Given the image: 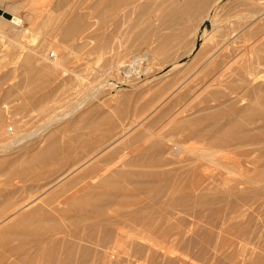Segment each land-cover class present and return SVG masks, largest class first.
<instances>
[{
	"label": "bare ground",
	"instance_id": "6f19581e",
	"mask_svg": "<svg viewBox=\"0 0 264 264\" xmlns=\"http://www.w3.org/2000/svg\"><path fill=\"white\" fill-rule=\"evenodd\" d=\"M104 1L105 0H99V3L101 5H103L104 3L107 4L108 1H106V2H104ZM231 1L233 2L235 0H231ZM240 1L243 2V0H240ZM244 1L247 2V4L249 3L250 6L248 5L249 8L247 9V7H246V9L247 10L250 9V10L247 13L245 12L244 14L240 13L242 15H239L237 17L238 18L237 21L235 23L231 24L232 26L229 27V26H226L227 24L225 25V23H223V19L222 18L225 17V16L221 13L222 12L221 9L222 8L224 9V6H225V4H224L225 0H114L112 2L110 0L109 2H111V3H108L107 5L105 4V6H104L105 8L102 6L104 9L101 8L103 10L99 11V14L96 12L98 14L97 16L99 17V22L97 23V26L98 27H102V26L106 25L110 21L112 22V25H114V26H118L119 24L121 25V23H123L124 21L126 22L127 19L129 21V17L131 16V14L135 13L137 16H136V18L133 17L135 19L133 20V22L129 23L130 24L129 25L130 28L128 27V29H130V31H131V35L133 36V38L131 37L132 38L131 42H130V40H129V42L130 43L134 42V44L136 43L135 45H133V43H132L131 47L139 46V47H142V48L143 47L148 48L152 52V55H150V58L152 59V61L154 63L155 62L154 60L156 59V57H158L160 60L161 59L168 60L167 58L172 57L173 54L175 55V50L176 49L174 48V46L175 47L180 46L178 44L184 42V44L186 46L185 45H181V46L182 47L184 46L186 48L185 49L181 48V49H183V52L185 51L186 54H190V53L194 54V58L192 60L191 59L190 60L193 61L191 63V64H193V66L195 64H197V67H196L197 74L199 73L200 75L201 74L204 75L207 72L208 73L211 72L213 70L212 67L214 65H216L217 66L216 68H218V67H222L224 65V63H225V66L227 64V66L224 68L225 69V73H224L225 75L222 73L224 75V77H225V78H222V79H225V82L223 83L224 80L223 81L220 80L222 83L219 81L225 87L222 86L219 83V85H221L220 87H222L224 89H228V90L230 89V91H234L235 94H237L238 92H242V97L246 96L248 98L247 101H249V102L255 101L256 102V99L258 98L257 94H258L259 90L264 91V79L262 81H258V82L256 81L257 78H259L260 76L264 75V64H263L264 61L262 62V60H261L264 57V55L259 54V51H263L264 52V37L263 38L260 37V35L262 33H264V0H244ZM71 2L69 1L70 4H71ZM239 2H238V4H239ZM242 2H240L241 3L240 5L242 7L244 6L243 8L245 10L246 3L244 2L245 3V5H244V3H242ZM77 4L79 5V3H77ZM230 6H232V5L230 4ZM20 7H21L20 3L19 4H15V3L14 4H12V3L11 4H6V3H4V0H0V9H2L3 12L9 13L11 15L10 17H6L4 14H0V26L3 29H5L6 26H9L11 28V30L13 31V34L16 35V37H18V38L20 36H25V35H22V34L25 32V29L28 28V27H26L24 25V20L25 19H27V20H31L32 19L31 15H29V14H27L25 16V18H24L19 13ZM70 7H71V5H69V8ZM74 8H77V5L74 6ZM231 8L233 9V6ZM243 8H242V10H243ZM72 10H74V9L71 8V10L69 11L70 15L69 14L68 15L70 17L67 16L69 19L68 20L66 19L67 20L66 24H62L63 26H61V28H59V30L62 31V35L64 36V38H67L69 40V42L71 40L72 44L74 43L75 46L73 45L74 47L73 46L72 47L75 48L76 46L81 47L80 46V45H82L81 44V40L84 41V40H86V38L92 37V35L94 37L93 32H95V34H97L96 30L98 29L100 31L101 28H98V27L95 28V25H96L95 21L88 20V22H83V21L86 20V19H83L85 17L82 16L84 14V12L82 14V12H80V11L79 12L75 11L76 9L74 11H72ZM151 10L153 12L157 11V13H155L156 19H155V16L152 17L153 15L151 14V12H152ZM229 10H231V9H229ZM239 10H241V9H239ZM148 11H150V12H148ZM223 12H225L226 14H229V11H228V13L226 11H223ZM220 13L223 15L222 17L220 16L221 15ZM46 18L43 20L44 23L45 22H49V20L52 17L50 19H46ZM234 18H236V17L234 16ZM130 19H132V18H130ZM157 19L160 20V22H161L160 25L163 26L162 27L163 33H161V34L158 33L159 31H161V30H159L160 27H158V24L160 23L159 20L157 21L159 23H156L157 26L153 23V20L156 21ZM206 20H210V23H211V28H210V31L208 33H206V31H207V29L209 27H207V26L204 27L203 26ZM50 21H52V20H50ZM230 23H232V22H230ZM164 27H165L166 32L163 29ZM30 28H32V27H30ZM36 28L37 29H34L35 30L34 31L35 35L38 34V33H41V30L43 28H45V27L42 28V27L39 26V27H36ZM92 29H94V30L92 31ZM128 29H126V30H128ZM53 30H54V28H53ZM126 30H125V32H126ZM90 31H92V33ZM116 31H118V30L116 29ZM130 31H129V33H130ZM132 32L134 33V35H133ZM0 33L2 34L1 31H0ZM156 34H157V36H155ZM154 36L156 37V38H154L155 39V44L152 43V41H154V40H152ZM129 38H130V36H129ZM251 40H255V41L257 40V42H253L252 41L253 43H251V42H249ZM99 41H101V40H99ZM101 42H103L102 44H104V45H101V46L99 45V46H100V48L102 49V51L104 53L105 50H107L108 44L104 40L101 41ZM172 42L174 43V45L172 44ZM247 42H249L252 45H254L253 46L254 51L258 52V53H256L257 55H255V57L259 56L260 58L259 57L258 58L260 60L258 58L253 57V55H252L253 53L250 54V56H249L250 59L242 58V60H240L241 59L240 57L242 55L240 53V50L245 48V47H247V45H249V44H247ZM22 43L17 38L16 39L13 38L11 40V42L9 43V45L12 47V50L15 51V49H17L18 45L24 46ZM122 43H123V41H122ZM72 44H70V45H72ZM105 44H107V45H105ZM111 45L109 47H111ZM142 45H144V46H142ZM41 46H42V49H43V47H45V46H43V43L40 45V48H41ZM99 46H97V47H99ZM70 47L71 46L67 47V44H65L64 48H63L65 50L62 49V51L64 52V53L63 52L62 53H63V55H65L66 58H64V56L61 53L60 56L57 55V57L55 59L51 60V59H49V57L46 56V54H41V51L39 49H37V48H34V47L30 48V53H28V54L24 53L23 59L20 60V58H19L20 61L17 62V63L20 66L18 65L17 68L21 67L22 68L21 70H23V68H24L25 72L30 70V72L33 71V73L36 72V74L32 73V75H30V72L28 71L29 75H26V76L23 75L24 77L21 78L22 80H20L18 82H14V83L8 84L5 87V89L3 87V95H2L3 97L2 98H4V100H2L0 102V134H1V129H3V126L6 124L5 123L6 122L5 121V117L6 116L4 115V111L2 110V108H5L8 105V101L6 99H8L9 97H12L14 94H17V93H18V95H22L23 93L20 94V92H24L23 91L24 89L22 90V88H24V87L26 88L27 86H30L29 87L30 89L27 87L28 88L27 91L28 90L29 91L28 92L26 91V94H29V95H31L32 93L34 94L33 91H35L37 89L39 90V88H42V85L50 83V82H46V81H48L50 79L49 77H51V79H53L52 77H56V75L58 76L59 74L62 75V77H64V75H67L66 72L68 71V68L66 66V62L68 61V59H70V58H68V57H70L69 56L70 52H73V51H71ZM78 47H76V48H78ZM139 47H137V48H139ZM177 48L179 49V47H177ZM79 49H81V48H79ZM173 49H174V52H173ZM55 50L56 51H60L59 49H55ZM130 50H131V48H130ZM44 51H46V49ZM115 53H117V52H115ZM148 53H150V52H148ZM238 53L241 54L240 57H239V55L237 56ZM105 54H106V52H105ZM124 54H126V53H124ZM243 54H244V52H243ZM39 55H42L44 57V59L42 61L40 60ZM146 55H147V53H146ZM146 55L145 54H140L139 52H137V53L135 52V55L132 56V60L131 61H128V60L125 61L124 58H123L122 61H121V59L120 60L118 59L119 61H117V62L114 60V63H113L112 66H110L112 64L110 62L111 64L109 65L110 67L108 68L109 71L108 70L107 71L109 72L110 76H111L112 73H114L117 78L113 79V76H112V81L106 82V83H108L107 84L108 86L105 85V84L96 86L97 88L93 92H89L90 96L88 98L92 99L94 96L98 97L99 94H101L103 92L105 93V90L108 89V91L106 92V94H108L107 100L115 99L116 101L118 100V102H121L122 101V96L124 95L123 97H125L126 94L122 92L123 89H120V87L118 85L121 84V86H124L125 84H128V83L131 84V82L134 80V77H135V76L133 77V75H132L133 67H135V66L138 67L136 69V70H138L137 73L139 71H144V73L146 71L149 72V70L151 69V65H150L151 64L150 63L151 60H149V57H147ZM235 56L240 58L239 59L240 63L238 62L239 64L237 63V64L233 65L232 63H235V61L230 62V60L235 59L234 58ZM106 57H107V55H106ZM111 57H112V53H111ZM71 58H73V57H71ZM238 58H237V60H238ZM254 58L257 59V61H255ZM45 59L46 60H50L49 62H51V63L46 62ZM70 61H71V59H70ZM259 62L260 63L262 62V64H261L262 66L260 65ZM181 63H183V62H181ZM181 63L176 62V61L173 60V62H171V67H170L171 69H169V70L170 71L171 70L172 71H174V70L177 71V69H178V71H179ZM191 68L192 67L189 68V71L191 70ZM216 68H214V70ZM18 70H20V69H18ZM134 72H136V71H134ZM183 73H185V72H183ZM186 73H187V71H186ZM138 74L135 73L134 75H138ZM185 74H184V76H185ZM189 74H191V73H189ZM189 74L187 73V75H189ZM173 75L174 76L172 78L169 77V80L167 79L166 81H164V84H162L163 86H166L165 87L166 89L168 87H171V89H172V87H174V89H175V85L174 84H177V85L179 84L180 85V83H181L180 81H183V80H181L183 78L182 77L183 74L182 75L176 74V76L178 75L179 78L178 77L176 78L175 74H173ZM75 76L76 75H71L70 78H69V76H68V78H66V76H65L64 78L58 79L59 81L58 80L55 81L56 80L55 78L53 80L55 81L57 86L65 88L66 89L65 91H68V88H70L69 90H71L72 88L78 89L79 87H82V84L84 85V83H83L84 81L81 82L82 78L81 77H80L81 79L78 78V75H77V78H75ZM201 76H198V78L201 77ZM58 77H56V78H58ZM189 77H191V76L189 75ZM189 77H188V79H189ZM203 77L204 76H202L201 79ZM6 78H8V77H5V76L2 77L3 80H6ZM47 78H48V80H46ZM186 79L187 78L185 77V80ZM188 79H187V81H183L184 84L182 83L180 86H182V85L184 86L185 82L187 84L188 81H189ZM190 79H192V78H190ZM193 79H194V77H193ZM53 80H50V81L52 82ZM147 80L149 81L151 79L149 78V79H144V80H141V81H138V82H133L132 83V87L135 90L134 92L135 93H136V91L141 92L140 91L141 89L138 90L140 88L139 85L144 83V82L145 83L148 82ZM178 80H180V81H178ZM192 80H190V84H193V83H191ZM194 80H195V84H199L202 81V80H198L197 79L200 82L196 83V79H194ZM87 81H89V80H87ZM153 81L155 82L154 79H153ZM0 82H2V80ZM175 82H177V83H175ZM3 83H4V81L2 82V84ZM158 84H159V82H158ZM190 84H187V85L191 87L192 85H190ZM177 85H176V87H177ZM187 85H185V86H187ZM85 86H83L82 88H86L87 89L88 86L87 87H85ZM146 86H148V85L146 84L143 87H146ZM180 86H178V89L176 88L177 91L174 90L176 93L180 92L183 89V86L181 88H180ZM193 86L195 87L196 85H193ZM75 87H78V88H75ZM190 87H186V89H184V91L187 90V89L189 91H191L189 89ZM89 88L90 87H88V89ZM126 88H124V89H126ZM165 88H164V90H165V93H166V89ZM179 88L181 90H179ZM191 88L193 89V87H191ZM86 89L85 90L82 89L81 92L84 93V91H86ZM90 89H92V88H90ZM148 89L151 90V88H148ZM171 89L169 88V90H171ZM1 90L2 89H1V86H0V91ZM129 90H130V88H129ZM153 90H155V89H153ZM219 90L220 89H217L218 92H219ZM172 91H173V89H172ZM172 91H170V92H172ZM184 91L182 90V92H184ZM212 91L214 92V89ZM220 91L223 92L222 90H220ZM126 92H128V91H126ZM131 92H132V90H131ZM131 92L129 93L130 95L132 94ZM159 92H161V91H159ZM170 92L167 93V96L170 95ZM215 92H216V90H215ZM215 92H214L215 95H213V94L209 95L211 98L209 96H207L210 99H207V97L206 98L203 97L205 99V101L209 100V101L206 102V104L204 103L206 112L203 111L202 114L194 116V114H193L194 112L191 113V111L188 109L190 111L191 115L184 116V114H183L182 118H180L182 115H179V117H177L178 119L176 118V116H178V115L175 116V119H173V121L175 122L174 124H176V125H174V126H177V128L176 127L175 128L179 129L178 131H182V132H179L178 134L179 135L180 134L181 135H187L189 138L190 137L192 138L194 136H196V137H205L206 138L208 136V138H210V140L214 141L215 144H217V145L219 144V146L223 145L221 148L225 147V145H226L227 147L229 146L228 148H230L231 151L236 150V152H238V151L240 153L242 152L243 155L244 154H248L247 156H249V153L252 154V155L255 154V153H258V154L262 155L260 152H256V151L257 150H260L261 152L264 151V105H260V107L258 106L257 108H255L256 105H257L255 102H252V103H254L253 105H251V103H250L249 106H248V103H249L248 102L245 105L246 106L245 108L248 111L247 114H246V112H243L246 109L242 110L239 113L238 112V111H240L239 105H237L236 102L238 100H240L242 97L238 98L236 96L237 98H235L234 95H233L234 92L232 93L233 97H227V96L230 95L231 92H227V93L223 92V96L224 95L226 96L224 98V101H225V103H224V102H222L223 100L220 99V97H222V95L216 96L217 94ZM36 93H38V92H36ZM173 93H171V95ZM205 93L207 95V93L209 94V91L208 92L205 91ZM161 94L164 97L166 96V94L164 95L163 92ZM177 94H175V95L173 94L174 96H172V97L170 96V98H172V99H169L167 96H166V98L162 97V98H164V100L166 99L167 102L164 101V100H161L162 98L160 99L161 101L158 100V104L156 106L155 105L153 106L154 107L153 111H155L156 114L154 116H151L152 118H149V115L153 111H151V112H149L147 114L144 113L145 115H141L140 119L138 118L139 120L136 123H137L138 126L141 125L142 128L141 127L139 129L137 128V131H133V130H136L135 129L136 128V124H134L133 122L131 124V121H130L129 124L132 125V126L128 125V127H127L126 126L127 124L123 126V124L121 123L122 126L119 128L118 125H117V122H115L113 120V116L110 117L108 115L109 112H108V114L106 112H105L106 114H102V113L98 114L96 119L93 118L94 120L90 121V116L89 117H88V115L85 116L87 113L86 112L83 113L84 109H82V111H80L82 113H79L80 115L78 117L75 116L76 118H74L73 120L70 121V123L72 124L70 126H72V127L77 126V124H79L78 122H80V121L84 122V118L86 117V118H88L87 120H89L90 126L95 125V127H98L99 125H101V126L103 125L104 126V124H107V128L108 129L107 128L106 129L109 132L111 131V129L114 130V129L118 128L117 132H116V130H114V131H115V134L117 133L119 135L117 137L114 136L115 138L112 136L113 138L111 140L109 139V141L108 140L104 141V142L102 141V143H100L101 141H99L98 138H96V140L99 141V142L98 141L97 142L94 141L97 145H95V146L93 145V147H92L93 149H91V150L88 147L89 151L83 152L78 157L76 156L78 152L76 153L75 156L73 155L74 157H72V155H71L72 150L68 149V144L65 143V144H67L65 146V144L59 143L60 142L59 138H58V140H56L57 138L56 137H52V134L50 135L51 136L50 138L47 135L48 139L46 138V136H44V135L48 134V132H50V129L52 128L50 124L47 125V127L45 126L46 128L44 127L42 132H39V134L36 133V136L39 135V136H42V137L44 136L45 137V138L41 137L42 139H44L41 145H43L45 143V141L47 142V140H48V142L45 143V145H43V146H41L39 144L38 145L36 144V143H41V141L38 140L39 141L38 142L37 139H35L36 137H34V134H29L30 132L29 133L28 132L27 133L17 132L16 134L12 135V137L9 140H6L7 138L4 139V141L2 140L3 142L0 143V155L2 156V157H0V168L2 167L3 163L5 162V159L8 158V153L12 152L11 150H14V149L18 148L17 152H19V151L22 152L23 151V153H19L18 154V155H20V158H13L12 161H10L9 163H7V164H5L6 162L4 163L5 165H8L7 166L8 168L3 166L4 169L5 168L7 169L6 172H11V174L12 173L16 174V176L19 177V179H18V177H17V179L20 182L23 181V180H26L28 176H30V177L32 176L31 178H29L30 180L31 179L32 180L36 179L34 181H37V180L41 181V179H42V182H40V181L38 182L37 181L35 183H31L32 185H30V188H29V186L26 185L27 188H28L27 190H29L30 192L28 191L27 192L28 194L25 195V196H21L20 197L21 193L18 196H15L16 195L15 193H17V191L13 190L12 188H11L12 190L6 191V193H5L6 196L3 194L4 195L3 206L0 207L1 208L0 209V246L1 247L3 246L2 247L3 249L6 247L5 249H7L9 251L13 250L14 252L15 251L17 252V249L19 251H21L20 249L23 250V249H26V248L29 249V250H30V248H33V249L35 248L34 251L36 249L38 251L41 250L40 253H42V252L44 253L46 251V253H45L46 255L42 256V258H45V256H46L45 262L43 264H73L72 263V261L74 260L72 258L73 257V252L76 253L78 251L79 253H81V255L79 254L78 259L74 263L75 264H88V260L91 259L89 257V256H91L90 253L92 251H94L93 249H95L97 247L92 246V245L88 246V245H86V242L92 243L93 245H96V246H98V245L100 246L101 245V247L102 246L104 247L106 244L108 245V242L115 241L117 235H119V234H117V230L115 228V227L118 226V225L117 226L115 225L118 222L117 221L114 222L113 219H111V217H110L111 214L109 215V213H107V211H109L110 208H106V207H110V204L113 205V203H114V205H115V204H118V203H115V202H119L122 199H123V201H126V199H128V200L130 199V201H131V200H133L135 198L138 199V197H141V199L145 198V200L148 199V201L153 202V203L149 202L150 205L152 204V206H153V205L158 204V207L162 206L160 204H162L163 202H167V201H168V203L170 201V203H173V205H174L175 201L176 202L178 201L177 203H180L179 201L183 200L184 198L191 200L192 197L190 195H188L189 197H187L185 194H184V196L182 195L181 197L180 196L179 197L174 196V192L177 190L176 188H177L178 183L174 182L175 183L174 184L173 182H170V181H172V180H170L171 179L170 178L171 175L170 176L167 175L169 177L166 176L167 177V181H165V183L167 184L168 182H170V184H172V185L168 186V184H167L166 187H165V185L161 184L162 185L161 187H156L155 186L156 188L154 187V185L150 186V185H152V181H151V184H150V182L148 180L150 178L152 179L153 177L158 178L157 176L160 177V175H162V177L163 176L165 177V175L169 174L170 172L171 173H173V172L176 173L175 175L172 174V176L178 177V175H177L178 173L175 172L176 169L175 170L174 169L173 170H165V169H163V170L160 171V170H156V169H154V170H152V169L151 170H143V169H141V167H138L140 169L136 170V169H131V166L134 167L135 165H137V166H142V167L146 166V167H151V168L152 167H158L159 168L160 166L164 167V165L168 166L171 163H175L177 160L181 159L182 158L181 157L182 156L181 155L182 150L184 149V151H185V150H187L186 148H188L187 151H189V154H191V155H194V156L198 155L200 158L202 157V159H204V157L212 159L213 156L211 157V155H215V153H217V152H219L221 150L225 149V152L229 151V150H226V147L224 149H219L218 147H217L218 149H214V147L212 148V145H210L211 149L210 148L209 149L200 148L199 149L200 151L199 150L196 151L197 150L196 149L195 150L196 153H195V152H193L194 149H191V147H187V146L185 147V146L180 145V144H179V146H175L173 148V147H171V145L170 146L168 145L169 143L166 144L167 143L166 139L169 136H167V138L165 136L164 137L161 136V138H158L160 136V135H158V137L156 139L154 138L155 140L152 139L151 143H149V144L147 143L146 147H143V146L140 145L141 147H139V149L140 148L141 149L136 151V152L139 151L137 156H131L130 155V157H129V156H126V154L124 152L125 149L131 148L134 144L138 143V141L143 140V138L149 132L153 131L152 129L149 130V128H151L150 126L154 125L155 123H158L161 120L162 117H165V115L167 113L169 114V112H171V109L173 110L175 108V103L178 100V98L179 99L183 98L182 95H181L182 93H180L178 95ZM186 94L187 93L185 92V95ZM188 94H189V92H188ZM135 95H137V94H135ZM145 95H147V94H145ZM156 95L158 96V94H156ZM185 95L183 94L184 99L186 98ZM211 95L213 97H215V98L219 97V99L216 98V100L214 101L215 103H216L217 100H218V102L222 100L221 101L222 104L220 103V105H218V103H216L218 106L215 105L214 102H213V104H214V106L212 105L213 108L216 106L214 110H213L212 106H210L208 104V102H210L211 99L212 100L214 99V98H212ZM43 96H44V94H43ZM97 97H95V98L97 99ZM101 97L102 96L99 95L98 99L100 100ZM244 97H243V99H244ZM104 98L101 99V101H103ZM155 98H156V96H155ZM26 99H27L26 97H25V99L23 98V100H26ZM90 99L89 100L87 99V100L90 101ZM128 99H131L130 96H129ZM157 99H159V98H157ZM85 100L86 99H83L80 103H78L77 105H74V109H71V110H74V112L71 111V112H73L72 115L75 112H78L83 106H85L84 105L85 103L83 104V102ZM107 100H105V101H107ZM22 101H21V103L23 104ZM33 101H35V99H33ZM105 101H104V104L107 105L108 103L106 104ZM112 101H114V100H112ZM178 101L180 102L181 100H178ZM26 102H28V101H26ZM163 102H165V103H163ZM1 103H3L4 105L1 106ZM156 103H157V101H156ZM263 103H264V100H263ZM32 104H33V102H32ZM38 104H40V103H38ZM173 104H174V106H173ZM177 104H178V102H177ZM99 105L100 104H98V106ZM101 105H103V104H101ZM116 105H118V104H116ZM116 105H113V106L115 107ZM134 105H132V106L134 107ZM194 105H196V104H194ZM222 105H224V106H222ZM235 105H237L238 108ZM93 106L94 105H92V107ZM98 106L95 109L93 107V109L96 110L98 108ZM119 106H120V104H119ZM208 106H210L212 108V110H208V109H211V108H208ZM133 107L130 108V110H129L130 112L134 110ZM192 107H191V109H192ZM100 108H102V107H99V110H100ZM115 108H117V107H115ZM201 108L203 109L204 107H199V108H197L196 111H198ZM206 108H208V109H206ZM144 109H146V108H144ZM94 110L93 111L91 110V111L94 112ZM1 111H3V112H1ZM135 111L136 110H134L133 112H135ZM194 111H195V109H194ZM199 111L201 112V110H199ZM127 112H128V110H127ZM133 112H132V115H133ZM229 112H231V113H229ZM233 112H237V113H239V115H242L243 117L240 116L241 118H239V119H242V118L243 119L241 121H239V119H237L238 118V115H236L237 113L235 115H233ZM190 113L187 112V114H190ZM223 113H225L226 116L228 115L229 118H228L227 121L225 120L226 121L225 123L223 122L222 124H220L219 123V119H220V122H221V118H222L221 116H223ZM242 113H244L246 115L244 116V114H242ZM76 114H78V113H76ZM89 114H90V112H89ZM134 115H135V113H134ZM231 115L237 116V117L236 118H232L233 116H231ZM69 116H71V115H69ZM55 117L56 116H54L52 120L56 121V122H58L59 120L63 119V116L60 117L61 119L60 118H55ZM135 118L137 119L136 116H135ZM69 120H70V118H69ZM87 120H85V122H88ZM121 120H122V118H121ZM146 120H148V121L146 122ZM208 120L212 121V123H210V122H208V123L214 124L213 127L210 124H209V128L211 127L210 129L208 128V126L206 127L205 125L203 127L204 128L206 127L208 129H206V128L203 129V127L201 128L199 126V124H198L199 122L203 124V121H208ZM144 122H146V123H144ZM52 124H54V123L52 122ZM104 127H106V126H104ZM12 128L13 127H11L10 129L12 130ZM103 129H105V128H103ZM176 129H175V131H176ZM76 130H78V129H76ZM52 131H53V129H52ZM183 131H186V132H183ZM53 132H55V131H53ZM176 133H177V131H176ZM53 134H55V133H53ZM107 134L109 135V133H107ZM111 134H113V133H111ZM178 134H176V135H178ZM108 135H107V138H110V137H108ZM170 136L172 137L173 134L170 135ZM182 138H185V137L183 136ZM212 141H209V142L211 143ZM94 142H92V143H94ZM181 142H182V140H181ZM214 142H212V143L214 144ZM32 143H35L39 148H37L36 152L32 151L34 153L29 155V157H28V156L25 155V152L27 154L28 151H30L29 149L31 147H30V145L28 146V144L33 145ZM79 143H81L80 145H82V142L79 141ZM143 145H145V144H143ZM248 146H251V147H248ZM169 147H171V148H169ZM71 148H72V146H71ZM73 149H74V147H73ZM81 149H80V151H82ZM145 149H148L147 150L148 152H146ZM167 149H168V151H167ZM17 152H15V153H17ZM251 152H253V153H251ZM15 153H13V154H15ZM165 153L167 155H165ZM228 154L230 155V151L227 154H225V156L228 155ZM231 154H233V153L231 152ZM258 154H256V155H258ZM23 155H25L27 158L23 157V159H21ZM184 155H186V154L184 153ZM187 155H188V153H187ZM245 156L246 155H244V158H245ZM253 156H251V157H253ZM256 157L258 158V156H256ZM230 158H232V157H230ZM183 160H184V158H183ZM190 161H192V160H190ZM190 161H188V162H190ZM137 162H139V163H137ZM245 162H247V161H245ZM250 162H252V161H250ZM112 163L114 164V166H112L113 165ZM120 164H121V166L123 165V166H127L128 168L129 167L130 168L128 170L127 169L124 170L123 168H120L118 166ZM196 165H197V163L190 164L189 165L190 168H189V170L187 169V171H190V170L194 171L195 169H192V168H197L198 165L197 166ZM206 165H208V164H206ZM251 165H252V163H251ZM254 165H255V163H254ZM116 166H118L120 169L118 167H116ZM201 168H199V170ZM249 168H251V167H249ZM253 168L255 169V167H253ZM258 168H260V167H258ZM102 169H105V170L102 171ZM185 169H186V167H185ZM258 170H260V169H258ZM59 171H61V172H59ZM178 171H180V170L178 169ZM202 172H203V170H202ZM29 173H31V175H29ZM190 173H192V172L190 171ZM33 175H34V178H33ZM199 175H200V173H199ZM202 175L203 174H201V176ZM208 176H209V174H208ZM25 177H26V179H25ZM164 177H163V179L166 180ZM206 177H207V175H206ZM137 178H140V179L143 178L144 181L136 180ZM168 179L170 181H168ZM185 179H186V177H185ZM259 180L261 182H264V176L258 177L257 181L259 182ZM26 181L28 182V179ZM26 181H25V183H26ZM7 182H8L7 185L8 184L11 185V181L8 180ZM16 182H17V180H16ZM261 182H259V183H261ZM205 183H206V181H205ZM7 185H6V187H7ZM13 186H15V185H13ZM26 186L22 185V183H21V187L24 188ZM131 187H134V188L138 187L139 188L138 190L141 189L142 191L144 190V192H146L148 190L149 191L147 192V195L145 194V197L141 196L142 192L140 193L141 194L140 196L137 195L138 197L136 195H132V194L131 195H127L128 192L126 194L122 193V191L124 192L127 188H128L127 190H129V188H131ZM151 187L152 188L154 187V188L152 189ZM208 189H210V188H208ZM235 189H237L236 186H235ZM134 190H136V188ZM232 190H234V189H232ZM240 190H241L242 193H244V195H245V192L249 193V192L254 191L255 193L253 194V196L254 197H260L261 196V192L262 193L264 192V185H260L259 187H253V188L251 186L243 187ZM2 191L3 190L1 189V192ZM163 191H166V192L164 193ZM229 191H231V190L229 189ZM151 192H153V193H151ZM225 192H226V190H225ZM213 193L215 194V192H213ZM231 193H233V192L231 191L230 194ZM162 194L164 195V197H163ZM218 194H220V193H218ZM218 194L216 193V196H219ZM223 194H222V197H223ZM227 194H229V193H227ZM227 194H225L224 197H226ZM235 194H237V193L236 192L233 193V195H235ZM240 194L241 193H239V195ZM22 195H23V193H22ZM200 196H203V195H200ZM213 196H215V195H213ZM162 197H163V199H162ZM198 197H199V195H198ZM219 197H221V194H220ZM228 197H230V196H228ZM239 197L241 198L242 196H239ZM248 197H250V196L248 195ZM251 197H252V195H251ZM254 197H252V198H254ZM203 198H205V197H203ZM141 199L139 198L138 200L140 201ZM244 199H245V197H244ZM247 199H249V198H247ZM189 200H185V202H187ZM205 200H206V198H205ZM215 200H217V199L215 198L214 202H215ZM197 201H196V203H197ZM207 201H206V203H208ZM146 202L147 201H145V203H143V205H141L138 202L140 205H138V207L136 206L135 207L136 209L132 208V209H130V211L129 210L126 211L127 213L123 212V213H125V215H123V214H121V215L124 216V220H123V217H122L121 221L123 223L125 221V223H126V219L128 218V220L129 219L132 220V221L135 220L136 222H138L136 224H139V225L140 224L141 225L145 224L144 222H146V221H148V222H149V220L151 221V219H149V218H151V216H149V215H151L150 214L151 211L148 210V207H152V206L145 205ZM198 202H200V201H198ZM168 203L166 205L170 206L169 205L170 203L169 204ZM203 203H205V202L203 201ZM164 204L165 203H163V207H164ZM199 204L201 205V203H199ZM127 205H128V203H127ZM77 207L78 208L80 207L79 209L84 208V210L86 209L88 212L92 213L93 215H97L98 219L94 220V217H93V220L91 221V220L88 219V217L87 218L85 217V219H83L81 217V219H83L84 221L85 220L86 221H88V220L90 221V223H88V224H86L84 226V228H85L84 230H83V226L81 227V230L79 229L80 227H76L75 229L73 228V230H66L68 223H67L66 228H65V227H62V224L64 223L63 221H61V225L59 224V222H56V221L61 220L60 214L62 216L66 215V214H68L67 212L71 211L72 209L74 210V208H77ZM118 207H116V208H118ZM116 208L115 209L113 208V209L116 211ZM160 208H162V207H160ZM169 208H170L169 211H171V206ZM197 208H198V206H197ZM106 209H108V210H106ZM172 209H173V207H172ZM240 209L241 208H239V210ZM158 210L161 211V209L157 208V211ZM166 210H168V207H167ZM198 210H199V208H198ZM147 211H149L150 213L147 212ZM154 211L155 212L153 214L156 215V213H157L156 209ZM109 212L111 213V211H109ZM161 213L162 212H160V214ZM112 214H113V212H112ZM70 216L68 218H70ZM78 216H80V215H78ZM64 217L66 218L67 216H64ZM159 217H162V216L159 215L158 218ZM68 218H66V219H68ZM154 218H156V217H154ZM55 219H59V220H55ZM76 219H73V220H76ZM81 219H78V220L81 221ZM91 219H92V217H91ZM146 219H148V220H146ZM62 220H64V219H62ZM83 220H82V224L84 222ZM128 220H127V222H128ZM154 220H156V219H154ZM154 220H152L153 222H149V224H151V223L155 224ZM80 221H79V223H81ZM49 222H51V223H49ZM68 222H71V219ZM77 222L78 221H76V223ZM72 223H74V222H72ZM72 223H70V225ZM120 224L121 223H119V225ZM79 225H81V224H79ZM120 226L117 227V228H120ZM68 227L70 228L69 225H68ZM134 227H135V225H133L131 227V229H134V231L130 230L128 228L129 230L127 232L126 231L125 232L126 233H131L132 232L131 234H134L135 232H137V235H138L139 231H140V228H137V227L134 228ZM165 227H167V226H165ZM170 227H172V225ZM136 228H137V230H136ZM167 230H170V229H167ZM145 231H146V228H145ZM54 232H56V233H54ZM57 233H63L62 235L60 234L61 236L58 235L60 237L58 245H57V239L53 238V241L50 240L52 242V244H50V246L47 245L49 247L48 249H47L46 245H45V247L44 246L42 247V245H44L43 242H45V239H47V241H48L50 238L53 237V234L56 235ZM165 235H166V233H165ZM27 237H31L32 240L35 239V240H33V242L34 241L35 242L34 243L29 242V244H27L28 242L26 243L24 240H22V239L27 238ZM131 237H132V235H131ZM136 238L137 237H134L132 240L130 239L132 244L136 240ZM15 239L19 240L16 244L12 242ZM174 239H172V240L174 241ZM77 240L85 241V243H81V245L79 246L78 245L79 242ZM170 240L171 239H169V242H170ZM117 241H115L116 244H117ZM138 241L140 242V240H138ZM138 241H137L136 244H139ZM184 241H185V239H184ZM119 242H120V240H119ZM46 244H48V243H46ZM83 244H85V245H83ZM200 244H201V242H200ZM107 245H106V247H110L111 246V245L110 246H107ZM148 246H150V245H148ZM148 246H146V247H148ZM206 246H209V245H206ZM61 247L63 249L62 252L64 253V257L63 258H59V256H57V253L59 252L58 248H61ZM44 248H45V251H44ZM5 249H4V252H5ZM111 249H113V248L111 247ZM124 249H126V248H124ZM171 249H173V248H171ZM196 249H198V248H196ZM57 250H58V252H57ZM9 251H8V253H10ZM38 251H36V253H38ZM142 251H143V249H142ZM4 252H3V254H4ZM6 252H5V254H6ZM40 253H38V254H40ZM149 253H151V252H149ZM5 254L3 256L6 257L7 255H5ZM38 254H36V256H34V257H32V255H30L31 259L30 258L26 259L28 261L30 260L29 264H35L34 260L38 258ZM140 254H141V251H140ZM142 254H143V252H142ZM1 255H2V253H1ZM1 255H0V257H1ZM160 255H162V254H160ZM145 256L147 257V255H145ZM108 257H110V256L108 255ZM148 257H150V256H148ZM26 258H28V257H26ZM132 258L135 259V256L132 257ZM143 258H145V257L143 256ZM2 259L5 260L4 257L0 258V264L3 263ZM26 260H25V262H26ZM164 261H166V260H164ZM36 262H38V261H36ZM251 262H250V264H251ZM11 263L13 264L14 262L11 261ZM41 264H42V262H41ZM165 264H167V263H165Z\"/></svg>",
	"mask_w": 264,
	"mask_h": 264
},
{
	"label": "rangeland",
	"instance_id": "374dc122",
	"mask_svg": "<svg viewBox=\"0 0 264 264\" xmlns=\"http://www.w3.org/2000/svg\"><path fill=\"white\" fill-rule=\"evenodd\" d=\"M13 1V2H12ZM19 1V2H18ZM69 1L71 2V4L69 3ZM106 1H108L107 2V4L108 3H111L112 1H114V0H111V2H109L110 0H105L104 2H106ZM237 1V2H236ZM240 0H235V1H231V0H225V2H224V4H225V6H224V9L222 8L221 10H222V14L226 17H223L222 19H223V23H225V25L226 26H232L231 24H233V23H235L236 21H237V17L239 16V15H242V14H244L245 12L247 13L249 10H247L249 7H248V5H249V3L247 4V2H245L244 0H243V2L242 1H240V2H242V3H246V5H245V3H244V5H245V10H244V6L242 7L240 4V2H239ZM21 4V7H20V9H19V13L25 18V16L27 15V14H29V15H31V17H32V19L31 20H27V19H25L24 20V25L26 26V27H28V28H26L25 29V32L22 34V35H25V36H20L19 38L18 37H16V35H14L13 34V31L11 30V28L9 27V26H6L5 27V29H3L1 26H0V31L2 32V34L0 33V79L2 80V82L4 81V83L2 84V82H0V86H1V91H0V102L2 101V100H4V98H2L3 96V87H4V89H5V87L8 85V84H10V83H14V82H18V81H20V80H22L21 78L22 77H24V76H26V75H29V72H30V70H28V71H24V68H23V70H21L22 68L20 67V68H17L18 67V63L17 62H19L21 59H23V55H24V53H26V54H28V53H30V48L31 47H34V48H37V49H39L40 51H41V54H46V56L47 57H49V59H55L56 57H57V55L58 56H60L61 55V53L63 52L62 51V49L64 48V45L65 44H67V47H69V46H71L70 47V49H71V51H73V52H70V54H69V56L70 57H68V58H70L71 59V61H70V59H68V61L66 62V66H67V68H68V71L66 72L67 73V75L69 76V78L71 77V75H76L75 76V78H77V75H78V78H82V81L81 82H83L84 83V85L82 84V87L83 86H85V87H90V88H92V89H88V87H87V89L86 88H82V87H75V88H78V89H74V88H72L71 90H69L70 88H68V91H65L66 89L65 88H62V87H59V86H57V84L55 83V81H57L58 79H61V78H64L65 76H66V78H68V76L67 75H64V77H62V75H56V77H58V78H56V77H52L53 79L55 78L56 80L54 81L53 79H51V77H49L50 79L48 80V78L46 79V80H48V81H46V82H50V83H47V84H44V85H42V88H39V90L37 89V90H35V91H33L34 92V94L32 93L31 95H29V94H26V91H27V89L30 87V86H27L26 88L24 87V88H22V90L25 92H20V94L21 93H23L22 95H18V93L17 94H14L12 97H9L8 99H6L7 101H8V105L5 107V108H2V110L4 111V115L6 116L5 117V125L3 126V129H1V134H0V143L1 142H3L4 141V139H6V140H9L11 137H12V135H14V134H16L17 132H22V133H29V134H34V137H36L35 139H37V141L38 140H40L41 141V143H36L37 145L39 144V145H41L42 144V142H43V140L44 139H42V138H45L44 136H46V138L48 139V137H47V135L49 136V138L51 137L50 135L52 134V137H56L57 139L56 140H58V138H59V143H61V144H65V143H67L68 144V149L69 150H72V153H71V155H72V157H74L75 155H76V153H77V157L78 156H80L83 152H86V151H89V149L91 150V149H93L92 147H93V145L95 146V145H97L95 142H97L98 140L99 141H101L100 143H102V141L104 142V141H109V139L111 140L114 136L115 137H117L119 134H115V131L114 130H116V132H117V129H111V133H113V134H111L107 129V124H104V126H106V127H104L103 125L101 126V125H97L98 127H95V125H92V126H90V123H89V120H87L88 118H84V122L83 121H80V122H78L79 124H77V126H74V127H72V126H70V125H72L71 123H70V121L71 120H73L74 118H76L75 116H79L80 114L79 113H82V112H80V111H82V109H84V111H83V113H87L85 116H87L88 115V117L90 116V121H92V120H94V119H96V117L98 116V114H108V112H109V116L111 117V116H113V120L115 121V122H117V125H118V127L120 128L121 126H122V124H123V126L124 125H126L127 127H128V125H130L129 123H130V121H131V124H132V122L134 123V124H136V130H133V131H137V128L139 129L140 127L142 128V126L141 125H137V121L140 119V116L141 115H145V114H147V113H149V112H151V111H153V106L155 105H157L158 104V100H160L162 97H164V96H162V92H163V94L165 95L166 94V96H167V93H169L170 91H172V89H173V91L172 92H170V95H168L167 97L169 98V99H172V98H170V96L172 97V96H174L175 94H180V93H182L181 95H182V99H179L178 98V100H181L180 102L177 100L176 101V103H175V108L172 110L171 109V112H169V114L167 113L166 115H165V117H162L161 118V120L158 122V123H155L154 125H151L150 127L151 128H149V130L150 129H152L151 131L152 132H149L144 138H143V140H141V141H138V143H136V144H134L131 148H127V149H125L124 150V152H125V154H126V156H129L130 157V155L131 156H137L138 155V152H136L137 150H140L139 149V147H141V146H143V147H146L147 145V143L149 144V143H151V141H152V139L153 140H155L157 137H158V135H160L158 138H161V136H165L166 138H167V136H169L167 139H166V144H168L169 146L171 145V147H175V146H179V144L180 145H183V146H187V147H191V149H194V151L193 152H195L196 153V151H198L200 148H207V149H211V146L210 145H212V148L214 147V149H224L225 147H226V150H229L230 151V155L228 154V155H226L225 156V154H227L229 151H227V152H225V149L224 150H221V151H219V152H217V153H215V155H211V157H212V159H209V158H205L204 157V159H202V157L200 158L198 155L197 156H194V155H191V154H189V151H187L188 150V148H186L187 150H185L184 151V149L182 150V153H181V159H179V160H177L175 163H171L170 165H168V166H166V165H164V167L162 166H160L159 168L158 167H146V166H144V167H142V166H137V165H135L134 167L133 166H131V169H140V168H138V167H141V169H143V170H154V169H156V170H163V169H165V170H175V172H177L178 174V177H176V176H172V174L173 175H175L176 173H174L173 171V173H169V174H166L165 175V179L166 180H164L163 179V177H162V175H160V177L159 176H157L158 178H156V177H153L152 179L150 178L148 181L150 182V184H151V181H152V185H150V186H153L154 185V187L156 186V187H161L162 185H165V187H166V185L168 184V186H170V185H172V184H170V182H175V183H178V185H177V190L174 192V196H176V197H181L182 195L184 196V194L187 196V197H189L188 195H190L192 198H191V200H189V199H186V198H184L183 200H181V201H179L180 203H177L176 201H175V203H174V205H173V203H170V201H169V203H168V201L167 202H163V203H165L164 204V207H163V203L162 204H160V205H162V206H159L158 207V204H156V205H153L152 206V204L150 205V203L149 202H151V201H148V199L147 200H145V198H142L141 199V197H138V196H140L141 194V196H144L145 197V194L147 195V192L149 191H146V192H144V190L142 191L141 189L140 190H138L139 188L138 187H135L136 188V190H134L135 188L134 187H131V188H129V190H125L124 192L122 191V193H124V194H126L127 192V195H138L137 197H138V199L140 198L141 200V202L138 200V199H133V200H131L130 201V199L128 200V199H126V201H123V199L122 200H120L119 202H115V203H118V204H115L114 205V203H113V205L112 204H110V207H106V208H110L109 209V211H111V213L109 212V211H107V213H109V215H110V217H111V219H113V221L114 222H118V223H116L115 225L117 226V227H119L120 225V228H117V227H115L116 228V230H117V234H119V235H117V237H116V239L118 240H116L115 239V241H117V244H116V242L115 241H113V242H108V245L107 246H110V247H106V245L103 247H101V245L99 246H96V245H93L92 243H89V242H86V245H92V246H95V247H97V248H95V249H93L94 251H92L91 253H90V255L92 256H89L91 259H89L88 260V264H165V263H167V264H250V262H251V264H264V192L262 193L261 192V196L260 197H254L253 196V194L255 193L254 191H252V192H245V195H244V193H242L241 192V188H243V187H248V186H251L252 188L253 187H259L260 185H264V182H261L260 180H259V182H261V183H259L257 180H258V177H262V176H264L263 174V172H264V151H260V150H255L256 152H260L262 155H260V154H258V153H255V154H250L249 153V156H247L248 154H244V155H246L245 156V158H244V155H243V153L241 152H236V150H233V151H231V149L230 148H228L226 145H225V147H223V148H221L223 145H221V146H219V144L217 145V144H215V142L214 141H212V140H210V138H208V136L205 138V137H196V136H194V137H188L187 135H179L178 133L179 132H182V131H178L179 129H176L177 128V126H174V125H176V124H174L175 122L173 121V119H175V116L176 115H178V116H176V118L177 117H179V115H182L180 118H182L183 117V114H184V116H189V115H191V113L192 112H194L193 114H194V116L196 115H199V114H202V112L204 111V112H206V110H205V105H204V103L206 104V102L207 101H209V100H207V99H210L211 97L209 96L210 94H213V95H215L214 94V92H215V90H216V96H218V95H222V97H220V99H222L221 101L222 102H224L225 103V101H224V98L226 97L225 95L223 96V92L224 93H227V92H231L230 93V95L229 96H227V97H233V95H234V97L235 98H241L242 97V92H236L237 94H235V92L234 91H230V89L228 90V89H224V88H222V87H220L221 85L222 86H224L223 84H221L222 82L221 81H223V83L225 82V79H222V78H225L224 77V73H225V67L227 66V64H226V66H225V63H224V65L222 66V67H218V68H216L217 66L216 65H214L213 67H212V71L211 72H207L206 74H204V75H202V76H204L202 79H201V75L198 73L197 74V71H196V67H197V64H195L194 66H193V64H191L193 61H191L193 58H194V54L193 53H190V54H186L185 53V51L183 52V49H185L186 47H182L181 45H185L184 44V42L183 43H180V44H178V45H180V46H177V47H179V49L177 48V47H175L174 46V48L176 49L175 50V55L173 54V56L172 57H170V58H167L168 60H164V59H159L158 57H156V59L154 60L155 62L153 63V61H152V59L150 58V55H152V52L148 49V48H146V47H139V46H135V47H131L132 46V43H133V45H135L134 44V42H132V43H130L131 42V39L133 38V36L131 35V31H130V29H128V27L130 28V24L129 23H131V22H133V20L136 18V14L134 13H132L131 14V16L129 17V21H128V19L126 20V22L124 21L123 23H121V25L119 24L118 26H114V25H112V22L110 21V22H108L106 25H104V26H102V27H98L97 26V23L99 22V17L97 16L98 14H99V11H101V10H103L105 7V4L106 3H104L103 5H101L100 3H99V0H4V3H6V4ZM18 2V3H17ZM238 2H239V4H238ZM69 3V4H68ZM74 3V4H73ZM77 3H79V5L77 4ZM81 3V4H80ZM106 4V5H107ZM230 4L233 6V9L231 8L232 6H230ZM69 5H71V7L69 8ZM77 5V8H74V6H76ZM243 5V4H242ZM104 8H103V7ZM237 6V7H236ZM250 6V5H249ZM236 7V8H235ZM246 7H247V9H246ZM71 8L72 9H76L75 11H77V12H82V14H83V12H84V14L82 15L83 17H85V18H83V19H86L85 21H83V22H88V20H92V21H95V28L96 27H98V28H101L100 29V31L98 30H96V33L97 34H95V32H93V34H94V37H93V35H92V37H90V38H86V40H81V44L83 45H80L81 47H78V46H76V47H78V48H73L75 45H74V43L72 44V41L70 40V42H69V40L67 39V38H64V36L62 35V31L61 30H59V28H61V26H63L62 24H66V22H67V20L69 19L68 17H70L69 15V11L71 10ZM101 8H103V9H101ZM226 8V9H225ZM235 8V9H234ZM242 8H243V10H242ZM228 9V10H227ZM229 9H231V10H229ZM239 9H241V10H239ZM74 10H72V11H74ZM97 10V11H96ZM220 10V11H221ZM234 10V11H233ZM92 11V12H91ZM152 11V10H151ZM223 11H226L227 13H228V11H229V14H226L225 12H223ZM233 11V12H232ZM237 11V12H236ZM98 14H97V13ZM148 12H150V11H148ZM155 13H157V11H152L151 12V14L153 15L152 17H154L155 16V19H156V15H155ZM220 13V14H221ZM225 13V14H224ZM240 13H242V14H240ZM69 14V15H68ZM86 14V15H85ZM96 14V15H95ZM220 15L221 17L223 16V15ZM89 15V16H88ZM93 15V16H92ZM146 15V14H145ZM229 15V16H228ZM231 15V16H230ZM68 16V17H67ZM147 16V15H146ZM145 16V17H146ZM234 16L236 17V18H234ZM47 17V18H46ZM52 17V18H51ZM133 17H135V18H133ZM232 17V18H231ZM50 19V20H52V21H50L49 20V22H43V20L44 19ZM130 18H132V19H130ZM228 18V19H227ZM67 19V20H66ZM154 19V20H155ZM55 20V21H54ZM65 20V21H64ZM98 20V21H97ZM153 20V23L157 26V24L156 23H159L160 22V20L159 19H157L156 21H154ZM159 20V22H157ZM232 22V23H230V22ZM41 22V23H40ZM123 24V25H122ZM161 24V22L158 24V27H160L159 28V30H161V31H159L158 33H163V30H162V27L163 26H161L160 25ZM160 25V26H159ZM45 27V28H43L42 30H41V33H38V34H34V29H37L36 27ZM204 27H209L208 29H207V31H206V33H208L209 31H210V28H211V23H210V20H206L205 21V23H204V25H203ZM30 27H32V28H30ZM47 27V28H46ZM94 27V26H93ZM117 27V28H116ZM203 27V28H204ZM10 28V29H9ZM53 28H54V30H53ZM92 28V27H91ZM94 28V29H95ZM94 29H92V31L94 30ZM116 29L118 30V31H116ZM126 29H128V30H126ZM164 29V31L166 32V30H165V27L163 28ZM167 29V28H166ZM33 30V31H32ZM125 30H126V32H125ZM169 30V29H168ZM167 30V31H168ZM92 31H90L91 33H92ZM103 31V32H102ZM113 31V32H112ZM129 31H130V33H129ZM100 32V33H99ZM128 32V33H127ZM103 33V34H102ZM109 33V34H108ZM111 33V34H110ZM133 33V32H132ZM109 36H108V35ZM124 34V35H123ZM126 34V35H125ZM128 34V35H127ZM34 35V36H33ZM96 35V36H95ZM104 35V36H103ZM121 35V36H120ZM133 35H134V33H133ZM63 36V37H62ZM99 36V37H98ZM101 36V37H100ZM106 36V37H105ZM115 36V37H114ZM129 36H130V38H129ZM155 36H157V34L155 35ZM153 37V39L152 40H154V41H152V43L153 44H155V39L154 38H156V37ZM12 37V38H11ZM113 37V38H112ZM132 37V38H131ZM260 37L261 38H263L264 37V33H262L261 35H260ZM13 38H17L24 46H20V45H18L17 46V49H15V51L14 50H12V47L9 45V43L11 42V40L13 39ZM44 38V39H43ZM122 38V39H121ZM113 39V40H112ZM10 40V41H9ZM99 40H101V41H105V42H107V44H108V46H107V50H105V52H106V54H105V52L103 53V51H102V49L100 48V46L101 45H104V44H102L103 42H101V41H99ZM107 40V41H106ZM111 40V41H110ZM129 40H130V42H129ZM110 41V42H109ZM122 41H123V43H122ZM128 41V42H127ZM133 41V40H132ZM157 41V40H156ZM257 42V40L255 41V40H251V41H249V42H251V43H253V42ZM259 41V40H258ZM65 42V43H64ZM104 42V43H105ZM249 42H247V44H249V45H247V47H245V48H243V49H241L240 50V53L242 54H240V53H238L237 54V56L239 55V57H240V55H241V59L240 58H238V57H234L235 59H232V60H230V62H233V61H235V63H232L233 65H235V64H237L238 62L240 63V61H239V59L240 60H242V58H247V59H250L249 58V56H250V54H252L253 55V57H255V55H257L256 53H258V52H255L254 51V48H253V46L254 45H252L251 43H249ZM43 43V46H45V47H43V49H42V46H41V48H40V45ZM88 43V44H87ZM40 44V45H39ZM70 44H72V45H70ZM87 44V45H86ZM107 44H105V45H107ZM112 44V45H111ZM172 44L174 45V43L172 42ZM69 45V46H68ZM74 45V46H73ZM100 45V46H99ZM111 45V47H109ZM117 45V46H116ZM138 45V44H137ZM27 46V47H26ZM58 46V47H57ZM73 46V47H72ZM97 46H99V47H97ZM126 46V47H125ZM130 46V47H129ZM142 46H144V45H142ZM186 46V45H185ZM47 47V48H46ZM66 47V46H65ZM97 47V48H96ZM125 47V48H124ZM137 47H139V48H137ZM79 48H81V49H79ZM85 48V49H84ZM110 48V49H109ZM113 48V49H112ZM130 48H131V50H130ZM181 48H183V49H181ZM46 49V51H44ZM55 49H59L60 51H56ZM84 49V50H83ZM100 49V50H99ZM128 49V50H127ZM141 51H140V50ZM63 50H65V49H63ZM123 50V51H122ZM127 50V51H126ZM25 51V52H24ZM75 51V52H74ZM101 51V52H100ZM147 51V52H146ZM249 51V52H248ZM115 52H117V53H115ZM135 52L137 53V52H139L140 54H145L146 55V53H147V57H149V60H151V69L149 70V72H145L144 73V71H139L138 73H137V71L138 70H136L138 67H133V69H132V75H133V77H134V80L131 82V84L130 83H128V84H125L124 86H121V84H119L118 86L120 87V89H123L122 90V92L123 93H125L126 94V96L125 97H123L122 96V101L121 102H118V100L116 101L115 99H110V100H107V98H108V94H106V92L108 91V89H106L105 90V93L103 92V93H101V94H99L100 96H102L101 97V99H103L104 97L106 98H104V100L103 101H101V99L99 100L98 99V97H99V95H98V97L97 96H94L92 99H90V98H88L89 96H90V93L89 92H93L97 87L96 86H99V85H103V84H105V85H107L108 83H106V82H110V81H112V76H113V79H116L117 77H116V75L114 74V73H112L111 74V76H110V74H109V67L110 66H112L113 65V63H114V60L117 62V61H119L120 59H121V61L123 60V58L125 59V61L126 60H128V61H131L132 60V56L133 55H135ZM148 52H150V53H148ZM173 52H174V49H173ZM243 52H244V54H243ZM246 52V53H245ZM64 53V52H63ZM63 53H62V55H63ZM111 53H112V57H111ZM124 53H126V54H123ZM128 53V54H127ZM188 53V52H187ZM248 53V54H247ZM21 54V55H20ZM259 54H262V55H264V52L263 51H259ZM106 55H107V57H106ZM192 55V56H191ZM246 55V56H245ZM64 56V58H66L65 57V55H63ZM245 56V57H244ZM14 57V58H13ZM39 57H40V60L42 61L43 59H44V57L42 56V55H39ZM71 57H73V58H71ZM122 57V58H121ZM152 57V56H151ZM177 57V58H176ZM192 57V58H191ZM259 56H256L255 58H258ZM19 58H20V60H19ZM115 58V59H114ZM237 58H238V60H237ZM254 58V60L255 61H257V59H255ZM260 58V57H259ZM258 58V59H259ZM113 59V60H112ZM119 59V60H118ZM176 59V60H175ZM191 59V60H190ZM92 60V61H91ZM173 60L174 61H176V62H179V63H181V62H183V63H181L180 65V70L178 71V69H177V71H170L169 69H171L170 67H171V62H173ZM178 60V61H177ZM260 60V59H259ZM262 60V62L264 61V57L261 59ZM45 61L46 62H48V63H51V62H49L50 60H46L45 59ZM106 61V62H105ZM113 61V62H112ZM112 64H111V63ZM229 62V63H230ZM262 62L260 63V65L262 64ZM68 63V64H67ZM187 63V64H186ZM228 63V64H229ZM238 63V64H239ZM94 64V65H93ZM98 64V65H97ZM111 64V65H110ZM154 64V65H153ZM263 64H264V62H263ZM97 65V66H96ZM110 65V66H109ZM186 65V66H185ZM20 66V65H19ZM101 66V67H100ZM190 67H192L191 68V70L189 71V68ZM262 66V65H261ZM84 67V68H83ZM91 67V68H90ZM98 67V68H97ZM194 67V68H193ZM13 68V69H12ZM101 68V69H100ZM135 68V69H134ZM188 68V69H187ZM214 68H216L215 70H214ZM12 69V70H11ZM18 69H20V70H18ZM105 69V70H104ZM72 70V71H71ZM96 70V71H95ZM108 70V71H107ZM222 70V71H221ZM11 71V72H10ZM13 71V72H12ZM18 71V72H17ZM84 71V72H83ZM134 71H136V72H134ZM152 71V72H151ZM186 71H187V73L189 74V73H193L192 75L191 74H189L191 77H189V75H187V73H186ZM189 71V72H188ZM219 71V72H218ZM24 72V73H23ZM108 72V73H107ZM142 72V73H141ZM183 72H185V73H183ZM32 73H33V71H31L30 72V75H32ZM65 73V74H66ZM77 73V74H76ZM108 75H107V74ZM138 74V75H134V74ZM153 73V74H152ZM158 73V74H157ZM162 73V74H161ZM180 73V74H179ZM224 75H223V74ZM20 74V75H19ZM33 74H36V72L35 73H33ZM92 74V75H91ZM96 74V75H95ZM152 74V75H151ZM173 74H175V76H176V74H178V75H182V79L181 80H183V81H187V79H188V77H189V81H188V83L187 84H190V80H192L193 79V77H194V79H196V83L198 82H200V81H198V80H202L199 84H195V80L192 82L191 81V83H193V84H190V85H192L191 87H193V89L190 87V86H188L187 84H186V82H185V85H187V86H183V91H184V89H186V87H190L189 89L191 90V91H189L188 89V91L187 90H185L184 92H182V90L180 89L182 86H180L182 83L184 84V82L183 81H180V80H178V81H180L179 83H180V85L178 84H174L175 85V89H174V87H172V89H171V87H168L167 89L169 90V88L171 89V90H167L165 87L166 86H163L162 84H164V81H166L167 79L169 80V77L170 78H172L174 75ZM184 74H185V76H184ZM209 74V75H208ZM22 75V76H21ZM24 75V76H23ZM80 75V76H79ZM90 75V76H89ZM159 77H158V76ZM161 75V76H160ZM178 75L176 76V78L178 77ZM3 76H5V77H8V78H6V80H3L2 79V77ZM52 76V75H51ZM55 76V75H54ZM85 76V77H84ZM188 76V77H187ZM198 76H201V77H199L198 78ZM223 76V77H222ZM97 77V78H96ZM115 77V78H114ZM162 79H161V78ZM185 77L187 78L186 80H185ZM208 77V78H207ZM74 78V77H73ZM80 78V79H81ZM89 78V79H88ZM151 79V80H147L148 82H144V83H142V84H140L139 85V89L138 90H140L141 92H139V91H136V93L134 92L135 90H134V88L132 87V83L133 82H138V81H141V80H144V79ZM161 80H160V79ZM179 78V77H178ZM190 78H192V79H190ZM221 78V79H220ZM17 79V80H16ZM96 79V80H95ZM153 79L155 80V82L153 81ZM198 79V80H197ZM206 79V80H205ZM264 79V75L263 76H260L259 78H257L256 79V81L258 82V81H262ZM0 80V81H1ZM50 80H53L52 82L50 81ZM87 80H89V81H87ZM163 80V81H162ZM177 80V79H176ZM216 80V81H215ZM221 80V81H220ZM59 81V80H58ZM153 81V82H152ZM177 81V82H178ZM221 83H220V82ZM158 82H159V84H158ZM177 82H175V83H177ZM208 82V83H207ZM7 83V84H6ZM157 83V84H156ZM219 83L221 84V85H219ZM144 84V85H143ZM148 85V86H146V87H143V86H145V85ZM156 84V85H155ZM176 85H177V87H176ZM193 85H196L195 87L193 86ZM198 85V86H197ZM54 86V87H53ZM108 86V85H107ZM106 86V87H107ZM130 86V87H129ZM154 86V87H153ZM158 86V87H157ZM178 86H180V88H179V90H181L180 92H175V91H177V89H178ZM209 86V87H208ZM127 87V88H126ZM142 87V88H141ZM156 87V88H155ZM161 87V88H160ZM166 89V93H165V90H164V88ZM214 87V88H213ZM217 87V88H216ZM220 87V88H219ZM225 87V86H224ZM124 88H126V89H124ZM129 88H130V90H129ZM133 88V89H132ZM148 88H151V90L150 89H147ZM177 88V89H176ZM202 88V89H201ZM30 89V88H29ZM41 89V90H40ZM80 89V90H79ZM85 90L86 89V91H84V93L83 92H81V90ZM153 89H155V90H153ZM160 89V90H159ZM208 89V90H207ZM210 89V90H209ZM214 89V92L212 91ZM217 89H220V90H222L223 92H221L220 90H219V92L217 91ZM225 91H224V90ZM21 90V91H22ZM51 90V91H50ZM73 90V91H72ZM91 90V91H90ZM131 90H132V92H131ZM175 90V91H174ZM29 91V90H28ZM27 91V92H28ZM70 91V92H69ZM126 91H128V92H126ZM144 91V92H143ZM154 91V92H153ZM158 91V92H157ZM159 91H161V92H159ZM205 91H209V94L207 93V95H206V93H205ZM211 91V92H210ZM36 92H38V93H36ZM43 92V93H42ZM132 93L131 95L129 94V93ZM138 92V93H137ZM174 92V93H173ZM185 92L188 94V92H189V94L187 95H185ZM213 92V93H212ZM221 92V93H220ZM234 92V94L232 95V93ZM137 94V95H135V94ZM154 93V94H153ZM171 93H173L172 95H171ZM219 93V94H218ZM43 94H44V96H43ZM48 94V95H47ZM81 94V95H80ZM92 94V93H91ZM135 96H134V95ZM141 94V95H140ZM145 94H147V95H145ZM156 94H158V96L156 95ZM177 94V95H178ZM183 94L185 95V99H184V96H183ZM17 95V96H16ZM24 95V96H23ZM107 95V96H106ZM140 95V96H139ZM204 95V96H203ZM39 96V97H38ZM129 96H130V98L131 99H128L129 98ZM155 96H156V98H155ZM166 96L164 97V98H166ZM207 96H209L210 98H208ZM212 96V95H211ZM237 96V97H236ZM25 97L27 98L26 100H23V98L25 99ZM95 97H97V99L95 98ZM190 97V98H189ZM206 98L207 97V101H205V99L204 98ZM244 97V96H243ZM243 97L240 99V100H238L236 103H237V105H239V109H240V111H238L239 113L242 111V110H244V109H246L245 107V105L249 102V101H247L248 100V98L245 96L244 97V99H243ZM257 99H256V102L255 101H252V102H255L256 104V107L255 108H257L258 106L260 107V105H264V103H263V100H264V91H261V90H259V92H258V94H257ZM22 98V99H21ZM30 98V99H29ZM35 99V101H33V99ZM45 100H44V99ZM127 98V99H126ZM134 98V99H133ZM157 98H159V99H157ZM164 98H162L161 100H164ZM167 98V99H168ZM181 98V97H180ZM212 98H214L213 100L211 99V101L210 102H208V104L210 105V106H214V104L215 105H217L216 103H218V105H220V103H221V101H219L218 102V100L216 101V103L214 102L215 100H216V98L217 99H219V97H213L212 96ZM246 98V99H245ZM21 99V100H20ZM47 99V100H46ZM83 99H90V101H84L83 102V104L85 105V106H83L78 112H75L73 115H72V113L74 112V110H71V109H74V105H77L78 103H80ZM168 99V100H169ZM199 99V100H198ZM204 99V100H203ZM23 100V101H22ZM30 100V101H29ZM105 100H107V101H105ZM112 100H114V101H112ZM133 100V101H132ZM160 100V101H161ZM21 101L23 102V104L21 103ZM25 101V102H24ZM26 101H28V102H26ZM37 101V102H36ZM40 101V102H39ZM47 101V102H46ZM92 101V102H91ZM95 101V102H94ZM104 101L106 102V104L107 105H105L104 104ZM116 101V102H115ZM149 101V102H148ZM156 101H157V103H156ZM159 101V102H160ZM164 101H166L167 102V100L165 99ZM205 101V102H204ZM32 102H33V104H32ZM45 102V103H44ZM90 102V103H89ZM131 102V103H130ZM152 102V103H151ZM155 102V103H154ZM177 102H178V104H177ZM198 102V103H197ZM213 102H214V104H213ZM252 102H249L248 103V106H249V104L251 103V105H253L254 103H252ZM37 103V104H36ZM38 103H40V104H38ZM110 103V104H109ZM135 105H134V104ZM163 103H165V102H163ZM223 103V104H224ZM7 104V103H6ZM26 104V105H25ZM98 104H100L99 106H98ZM101 104H103V105H101ZM116 104H118V105H116ZM119 104H120V106H119ZM150 104V105H149ZM177 104V105H176ZM190 104V105H189ZM194 104H196V105H194ZM222 104V103H221ZM242 104V105H241ZM4 104L3 103H1V106H3ZM22 105V106H21ZM73 105V106H72ZM92 105H94L93 107H94V109L98 106V108L96 109V110H94L93 109V107H92ZM97 105V106H96ZM112 105V106H111ZM113 105H116L115 107H117V108H115ZM132 105H134V107L132 106ZM193 107H192V106ZM204 105V106H203ZM217 105V106H218ZM225 105V104H224ZM224 105H222V106H224ZM237 105H235V106H237ZM250 105V106H251ZM96 106V107H95ZM109 106V107H108ZM149 108H148V107ZM173 106H174V104H173ZM210 106H208V108H211ZM213 106H212V108H213ZM99 107H102V108H100V110H99ZM131 107H133L134 108V110H136L135 112H133V111H129L130 110V108ZM187 107V108H186ZM190 107V108H189ZM191 107H192V109H191ZM199 107H204L203 109L201 108V109H199V110H201V112L198 110V111H196L197 110V108H199ZM207 107V106H206ZM216 107V106H215ZM215 107L213 108V110L215 109ZM244 107V108H243ZM254 107V106H253ZM114 108V109H113ZM144 108H146V109H144ZM148 108V109H147ZM181 108V109H180ZM195 109V111H194V109ZM208 108H206V109H208ZM212 108L211 109H208V110H212ZM237 108H238V106H237ZM89 109V110H88ZM93 111L94 110V112H92L91 110ZM109 109V110H108ZM112 109V110H111ZM141 109V110H140ZM191 111V113H190V111ZM108 110V111H107ZM111 110V111H110ZM127 110H128V112H127ZM145 110V111H144ZM3 111H1V112H3ZM71 111H73V112H71ZM97 111V112H96ZM114 111V112H113ZM182 111V112H181ZM186 111V112H185ZM89 112H90V114H89ZM92 112V113H91ZM106 112V113H105ZM118 112V113H117ZM132 112H133V115H134V113H135V115L133 116L132 115ZM154 112V113H153ZM153 112H151V114L149 115V118H152L151 116H154L156 113H155V111H153ZM187 112L188 113H190V114H187ZM199 112V113H198ZM228 112V111H227ZM226 112V113H227ZM243 112H246V114H247V109L246 110H244ZM76 113H78V114H76ZM116 113V114H115ZM145 113V114H144ZM172 113V114H171ZM186 113V114H185ZM229 113H231V112H229ZM237 112H233V115H235ZM239 113H237L236 115H238V118L237 119H239V118H241L240 116H242V115H239ZM228 114V113H227ZM242 114H244V113H242ZM246 114H244V116L246 115ZM69 115H71V116H69ZM119 115V116H118ZM139 115V116H138ZM170 115V116H169ZM233 115H231V116H233ZM54 116H56L55 118H60V117H62L63 116V119H61V120H59L58 122H56V121H53L52 119H53V117ZM66 118H65V117ZM135 116L137 117V119L135 118ZM169 116V117H168ZM226 115H225V113H223V116H221L222 118H221V122H220V119H219V123L220 124H222L223 122L225 123L227 120H228V118H229V116L227 115L226 117H225ZM174 117V118H173ZM237 116H233L232 118H236ZM243 117V116H242ZM69 118H70V120H69ZM72 118V119H71ZM94 118V119H93ZM118 118V119H117ZM121 118H122V120H121ZM139 118V119H138ZM171 118V119H170ZM178 119V118H177ZM243 119V118H242ZM242 119H239V121H241ZM85 120H87L88 122H85ZM168 120V121H167ZM226 120V121H225ZM69 121V122H68ZM129 121V122H128ZM148 120H146V122H147ZM173 121V122H172ZM51 122V123H50ZM52 122L54 123V124H52ZM124 122V123H123ZM146 122H144V123H146ZM205 122V123H204ZM208 122H210V123H212V121L211 120H208V121H203V124L202 123H198L199 124V126L202 128L204 125L207 127L208 126V128H209V124L210 123H208ZM87 123V124H86ZM89 123V124H88ZM122 123V124H121ZM51 125V129H50V132H48V134H46V135H44L43 137L42 136H39V135H37L36 136V133H38L39 134V132H42V130L44 129V127L46 126L47 127V125ZM69 124V125H68ZM120 124V125H119ZM133 124V125H134ZM202 124V125H201ZM23 125V126H22ZM76 125V124H75ZM212 127H213V125L214 124H210ZM224 125V124H223ZM85 126V127H84ZM94 126V127H93ZM130 126H132V125H130ZM174 126V127H173ZM225 126V125H224ZM11 127H13L12 128V130L10 129ZM45 127V128H46ZM176 127V128H175ZM205 127V128H206ZM83 128V129H82ZM103 128H107L106 130L105 129H103ZM204 127H203V129H205ZM208 128H206V129H208ZM211 128V127H210ZM209 128V129H210ZM52 129H53V131H55V132H53L52 131ZM76 129H78V130H76ZM81 129V130H80ZM85 129V130H84ZM175 129H176V131H177V133H176V131H175ZM20 130V131H19ZM92 132H91V131ZM95 130V131H94ZM97 130V131H96ZM113 130V131H112ZM106 131V132H105ZM132 131V132H133ZM175 133H174V132ZM97 132V133H96ZM100 132V133H99ZM103 132V133H102ZM183 132H186V131H183ZM50 133V134H49ZM53 133H55V134H53ZM103 135H102V134ZM107 133H109V135L107 134ZM134 133V132H133ZM106 134V135H105ZM157 134V135H156ZM162 134V135H161ZM173 134V136L171 137L170 135H172ZM176 134H178V135H176ZM78 135V136H77ZM107 135H108V137H110V138H107ZM111 135V136H110ZM10 136V137H9ZM113 136V137H112ZM185 137V138H182V137ZM9 137V138H8ZM38 137V138H37ZM42 137V138H41ZM78 137V138H77ZM103 139H102V138ZM105 137V138H104ZM114 137V138H115ZM162 137V138H163ZM188 137V138H187ZM96 138H98V140H96ZM155 138V139H154ZM208 138V139H207ZM42 139V140H41ZM90 139V140H89ZM95 139V140H94ZM3 140V141H2ZM46 140V139H45ZM78 140V141H77ZM93 140V141H92ZM181 140H182V142L184 143H182L181 142ZM185 140V141H184ZM36 141V142H37ZM77 141V142H76ZM79 141L80 142H82V145H80L81 143H79ZM86 141V142H85ZM91 141V142H90ZM95 141V142H94ZM98 141V142H99ZM143 141V142H142ZM209 141H212V142H214V144L211 142H209ZM39 142V141H38ZM47 142H48V140H47ZM46 141H45V143H47ZM92 142H94V143H92ZM120 142V141H119ZM118 142V143H119ZM182 144H181V143ZM45 143L43 144V145H45ZM74 143V144H73ZM33 145H31V144H28V146L30 145V151H28V153L26 154V152H25V155L26 156H28L29 157V155H31L32 153H34V152H36V150H37V148H39L35 143H32ZM67 144H65V146L67 145ZM73 144V145H72ZM77 144V145H76ZM143 144H145V145H143ZM43 145H41V146H43ZM80 145V146H79ZM141 145V146H140ZM167 145V146H168ZM214 145V146H213ZM37 146V147H36ZM71 146H72V148H71ZM76 146V147H75ZM73 147H74V149H73ZM80 147V148H79ZM88 147H89V149H88ZM171 147H169V148H171ZM184 147V148H185ZM218 147V148H217ZM248 147H251V146H248ZM253 147V146H252ZM34 148V149H33ZM82 148V149H81ZM80 149L82 150V151H80ZM87 149V150H86ZM133 149V150H132ZM197 149V150H196ZM17 150H18V148L17 149H14V150H11L13 153H15V152H17ZM75 150V151H74ZM148 149H145V151L146 152H148L147 151ZM196 150V151H195ZM32 151H34V152H32ZM167 151H168V149H167ZM200 151V150H199ZM235 151V152H234ZM12 152H10V153H8V158H6L5 159V164H7V163H9L10 161H12V159L13 158H20V155H18L19 153H23V151L21 152V151H19V152H17V153H15V154H13ZM31 152V153H30ZM74 152V153H73ZM127 152V153H126ZM141 152V151H140ZM188 153V155H187V153ZM231 152L233 153V154H231ZM13 155H12V154ZM184 153L186 154V155H184ZM235 153V154H234ZM251 153H253V152H251ZM256 154H258V155H256ZM16 155V156H15ZM19 157H18V156ZM25 155H23L22 156V158L21 159H23V157L24 158H27ZM74 155V156H73ZM165 155H167L166 153H165ZM190 155V156H189ZM233 155V156H232ZM260 155V156H259ZM11 156V157H10ZM251 156H253V157H251ZM256 156H258V158L256 157ZM0 157H2L1 155H0ZM230 157H232V158H230ZM236 157V158H235ZM247 157V158H246ZM262 159H261V158ZM183 158H184V160H183ZM192 158V159H191ZM260 158V159H259ZM209 159V160H208ZM190 160H192V161H190ZM179 161V162H178ZM188 161H190V162H188ZM237 161V162H236ZM243 161V162H242ZM245 161H247V162H245ZM250 161H252V162H250ZM258 161V162H257ZM115 162V161H114ZM136 162V161H135ZM202 164H201V163ZM205 162V163H204ZM249 162V163H248ZM255 163V165H254V163ZM3 163V165H2V167L4 166V167H7L8 165H5ZM137 163H139V162H137ZM195 163H197V165H198V167L197 168H192V169H195L194 171L193 170H190L192 173H190V171H187V169L189 170V165L190 164H195ZM251 163H252V165H251ZM113 164V163H112ZM205 164V165H204ZM206 164H208V165H206ZM238 164V165H237ZM111 165V164H110ZM196 165V166H197ZM250 165V166H249ZM109 166V165H108ZM112 166H114V164L112 165ZM120 168H123L124 170H128L129 168L127 167V166H121V164L120 165H118ZM118 166H116V167H118ZM186 167V169H185V167ZM206 166V167H205ZM228 166V167H227ZM0 168V207H2L3 206V199H4V195H5V193H6V191H9V190H15V191H17V193H15L16 195L15 196H18L20 193V197L21 196H25V195H27L28 193V191L29 190H27L28 188H27V186H29V188H30V185H32L31 183H35V182H37V181H34V180H36V179H34V180H30L29 178H31L30 176H28L27 177V179H28V182L26 181L27 179H26V177H25V179L26 180H23V181H18V179H19V177L18 176H16V174H11V172H6V168L4 169V167L3 168ZM50 167V166H49ZM118 167V168H119ZM127 167V168H126ZM133 167V168H132ZM202 167V168H201ZM208 167V168H207ZM249 167H251V168H249ZM253 167H255V169L253 168ZM258 167H260V168H258ZM8 168V167H7ZM65 168V167H64ZM119 168V169H120ZM199 168H201L200 170H199ZM247 168V169H246ZM48 169V168H47ZM178 169L180 170V171H178ZM205 169V170H204ZM209 169V170H208ZM255 171H254V170ZM258 169H260V170H258ZM2 170V171H1ZM103 170H105V169H102V171ZM202 170H203V172H202ZM211 170V171H210ZM213 170V171H212ZM159 171V172H160ZM186 171V172H185ZM198 171V172H197ZM209 171V172H208ZM259 171V172H258ZM59 172H61V171H59ZM180 172V173H179ZM185 172V173H184ZM196 172V173H195ZM199 173H200V175H199ZM261 173V174H260ZM161 174V173H160ZM182 174V175H181ZM189 176H188V175ZM194 174V175H193ZM197 174V175H196ZM201 174H203L202 176H201ZM208 174H209V176H208ZM215 174V175H214ZM29 175H31V173H29ZM167 175H171L170 176V180H172V181H170L169 179H168V181H170V182H168L167 184L165 183V181H167V177H169V176H167ZM206 175H207V177H206ZM258 175V176H257ZM167 176V177H166ZM188 176V177H187ZM212 176V177H211ZM17 177H18V179H17ZM185 177H186V179H185ZM250 179H249V178ZM33 178H34V175H33ZM190 178V179H189ZM203 180H202V179ZM206 178V179H205ZM201 179V180H200ZM11 181V185L10 184H8L7 185V181ZM16 180H17V182H16ZM136 180H140V181H144V179L143 178H137ZM158 180V181H157ZM163 180V181H162ZM175 180V181H174ZM191 180V181H190ZM256 180V181H255ZM25 181H26V183H25ZM32 181V182H31ZM40 181V180H39ZM38 181V182H39ZM44 181V180H43ZM162 181V182H161ZM181 181V182H180ZM205 181H206V183H205ZM249 181V182H248ZM252 181V182H251ZM40 182H42V179H41V181ZM215 182V183H214ZM16 183V184H15ZM21 183H22V185H24V186H26V187H21ZM24 183V184H23ZM164 183V184H163ZM174 183V184H175ZM252 183V184H251ZM7 185V187H6V185ZM19 184V185H18ZM162 184V185H161ZM13 185H15V186H13ZM191 185V186H190ZM208 185V186H207ZM211 185V186H210ZM255 185V186H254ZM12 186V187H11ZM218 186V187H217ZM235 186H236V188L237 189H235ZM9 187V188H8ZM153 187V188H154ZM155 187V188H156ZM210 188V189H208V188ZM225 187V188H224ZM8 188V189H7ZM12 188V189H11ZM23 188V189H22ZM152 188V187H151ZM152 188V189H153ZM185 188V189H184ZM188 188V189H187ZM207 188V189H206ZM1 189L3 190L2 192H1ZM179 189V190H178ZM192 189V190H191ZM229 189L233 192V193H237V194H235V195H233V193H231L230 194V192L231 191H229ZM232 189H234V190H232ZM187 190V191H186ZM190 190V191H189ZM215 192V194L212 192ZM225 190H226V192H225ZM240 190V191H239ZM186 191V192H185ZM192 191V192H191ZM209 191V192H208ZM30 192V191H29ZM132 192V193H131ZM142 192V193H141ZM164 193L166 192V191H163ZM180 192V193H179ZM8 193V192H7ZM22 193H23V195H22ZM130 193V194H129ZM137 193V194H136ZM141 193V194H140ZM144 193V194H143ZM150 193V192H149ZM151 193H153V192H151ZM163 193V194H164ZM194 193V194H193ZM205 193V194H204ZM208 193V194H207ZM211 195H210V194ZM216 193L218 194V193H220L221 194V197H219L220 196V194H218L219 196H216ZM224 193V194H223ZM227 193H229V194H227ZM239 193H241L240 195H239ZM4 194V195H3ZM162 194V195H163ZM222 194H223V197H222ZM225 194H227L226 195V197H224V195ZM247 194V195H246ZM252 195V197H254V198H252L251 197V195ZM165 195V194H164ZM164 195H163V197H164ZM198 195H199V197H198ZM200 195H203V196H200ZM213 195H215V196H213ZM242 196L241 198L239 197V196ZM248 195L250 196V197H248ZM6 196V195H5ZM185 196V197H186ZM196 196V197H195ZM228 196H230V197H228ZM245 197V199H244V197ZM163 197H162V199H163ZM203 197H205L206 198V200H205V198H203ZM211 197V198H210ZM194 198V199H193ZM213 198V199H212ZM217 199V200H215V202H214V199ZM240 198V199H239ZM247 198H251L250 200L249 199H247ZM165 199V198H164ZM202 199V200H201ZM204 199V200H203ZM220 199V200H219ZM247 199V200H246ZM263 199V200H262ZM185 200H189V201H187V202H185ZM200 201V202H198V201ZM208 200V201H207ZM210 200V201H209ZM145 201H147L146 202V204L145 205H150V206H152V207H148V210L149 211H151V213L149 212V211H147V212H149L151 215H149V216H151V218H149V219H151V221L149 220V222H153L152 220H154V219H156V220H154V223L155 224H153V223H151V224H149V222L148 221H146V220H148V219H146L145 221L146 222H144L145 224H143V225H139V224H136V223H138V222H136L134 219V221H132V220H128V218L126 219V223H125V221H124V223L121 221L122 220V217H123V220H124V216H122L121 214H123V215H125V213H123V212H126V211H130V209H132V208H135L136 206L138 207V205H143V203H145ZM185 203H184V202ZM196 201H197V203H196ZM203 201L205 202V203H203ZM206 201L208 202V203H206ZM140 204H139V203ZM260 202V203H259ZM127 203H128V205H127ZM133 205H132V204ZM151 203H153V202H151ZM169 204L170 206H171V211H169L170 210V206H168V205H166V204ZM182 203V204H181ZM199 203H201V205L199 204ZM172 204V205H171ZM199 204V205H198ZM204 206H203V205ZM109 205V204H108ZM262 205V206H261ZM113 206V207H112ZM119 206V207H118ZM130 206V207H129ZM197 206H198V208H199V210H198V208H197ZM200 206V207H199ZM203 206V207H202ZM116 207H118V208H116ZM124 207V208H123ZM156 207V208H155ZM160 207H162V208H160ZM167 207H168V210H166L167 209ZM172 207H173V209H172ZM80 208V207H79ZM78 207L77 208H74V210L72 209L71 211H69V212H67L68 214H66V215H61L60 214V216H61V220H59V219H55V220H59V221H56V222H59V224L61 225V221H63L62 223V227H65L66 228V225H67V223H68V225L70 226V228L68 227V225H67V228H66V230H73V228L75 229L76 227H80L79 229L81 230V227L83 226V230L85 229L84 228V226L86 225V224H88V223H90V221L89 220H93V217H94V220H97L98 219V217H97V215H93L92 213H90V212H88L86 209L84 210V208H82V209H79ZM116 208V211L114 210V209ZM123 208V209H122ZM157 208L158 209H161V211H157ZM239 208H241L240 210H239ZM1 209V208H0ZM113 209V210H112ZM119 209V210H118ZM136 209V208H135ZM156 209V211H157V213H156V215L155 214H153ZM196 209V210H195ZM82 210V211H81ZM106 210H108V209H106ZM121 210V211H120ZM124 210V211H123ZM164 210V211H163ZM84 211V212H83ZM166 211V212H165ZM202 211V212H201ZM239 211V212H238ZM72 212V213H71ZM82 212V213H81ZM88 214H87V213ZM112 212H113V214H112ZM160 212H162L161 214H160ZM170 212V213H169ZM127 213V212H126ZM148 213V214H149ZM72 214V215H71ZM118 216H117V215ZM164 214V215H163ZM71 215V216H70ZM78 215H80V216H78ZM84 215V216H83ZM115 215V216H114ZM162 216V217H159L158 218V216ZM64 216H67L66 218H68L69 216H70V218H68V219H66ZM117 216V217H116ZM156 217V218H154V217ZM166 218H165V217ZM59 217V216H58ZM79 217V218H78ZM81 217L83 218V219H85V217L87 218L88 217V221H84L83 219H81ZM91 217H92V219H91ZM114 217V218H113ZM119 217V218H118ZM250 217V218H249ZM77 218V219H76ZM62 219H64V220H62ZM67 221H66V220ZM70 219H71V222H68V221H70ZM73 219H76V220H73ZM78 219H81V221L80 220H78ZM115 219V220H114ZM132 219V218H131ZM73 220V221H72ZM82 220L84 221L83 222V224H82ZM120 222H119V221ZM127 220H128V222H127ZM249 220V221H248ZM76 221H78L77 223H76ZM79 221L81 222V223H79ZM157 221V222H156ZM171 223H169V222ZM72 222H74V223H72ZM142 222V223H143ZM167 222V223H166ZM49 223H51V222H49ZM48 223V224H49ZM70 223H72L71 225H70ZM76 223V224H75ZM119 223H121L120 225H119ZM148 223V224H147ZM165 223V224H164ZM174 223V224H173ZM79 224H81V225H79ZM128 224V225H127ZM79 225V226H78ZM133 225H135V227H137V228H140V231H139V234L137 235V232H133L134 234H131V233H126L129 229L130 230H133L134 231V229H131V227L133 226ZM150 225V226H149ZM167 226V227H165V226ZM172 225V227H170ZM177 225V226H176ZM130 226V227H129ZM163 226V227H162ZM134 227V228H135ZM146 228V231H145V228ZM148 227V228H147ZM150 227V228H149ZM129 228V229H128ZM137 228H136V230H137ZM144 228V229H143ZM166 228V229H165ZM78 229V228H77ZM165 229V230H164ZM167 229H170V230H167ZM150 230V231H149ZM168 232H167V231ZM251 230V231H250ZM123 231V232H122ZM126 231V232H125ZM183 231V232H182ZM201 231V232H200ZM125 232V233H124ZM54 233H56V232H54ZM165 233H166V235H165ZM177 233V234H176ZM254 233V234H253ZM62 235L63 233H57L56 235L55 234H53V237L52 238H50L48 241H47V239H45V242H43V244L44 245H42V247L44 246L45 247V245H46V247H47V249L49 248L48 246H50V244H52V242L51 241H53V238H55V239H57V245L59 244V236L58 235ZM123 234V235H122ZM136 234V235H135ZM250 236H249V235ZM60 235V236H61ZM131 235H132V237L134 236V237H137L136 238V240L133 242V244L131 243V240L134 238H132L131 237ZM182 235V236H181ZM247 235V236H246ZM167 236V237H166ZM174 236V237H173ZM131 237V238H130ZM173 237V238H172ZM123 238V239H122ZM126 238V239H125ZM131 240H130V239ZM175 238V239H174ZM54 239V240H55ZM122 239V240H121ZM169 239H171L170 240V242H169ZM172 239H174V241L172 240ZM184 239H185V241H184ZM203 239V240H202ZM22 240H24L27 244H29V242H32V243H34L33 242V240H35V239H33L32 240V238L31 237H27V238H24V239H22ZM51 240V241H50ZM119 240H120V242H119ZM126 240V241H125ZM138 240H140V242L138 241ZM180 240V241H179ZM207 240V241H206ZM19 240L17 239H15V240H13L12 242L13 243H17ZM23 241V242H24ZM47 241V242H46ZM79 243H78V245L80 246L81 245V243H85V241H80V240H77ZM137 241H138V243L139 244H136L137 243ZM41 242V241H40ZM119 242V243H118ZM143 242V243H142ZM200 242H201V244H200ZM205 242V243H204ZM46 243H48V244H46ZM125 243V244H124ZM146 243V244H145ZM167 243V244H166ZM184 245H183V244ZM207 243V244H206ZM14 244V245H15ZM42 244V243H41ZM114 244V245H113ZM132 246H130V245ZM141 244V245H140ZM145 244V245H144ZM152 244V245H151ZM48 245V246H47ZM83 245H85V244H83ZM82 245V246H83ZM143 245V246H142ZM148 245H150V246H148ZM154 245V246H153ZM173 245V246H172ZM205 245V246H204ZM206 245H209V246H206ZM146 246H148V247H146ZM3 247V246H2ZM1 246H0V255H1V253H2V255H1V257L0 258H3L4 257V259L5 260H3L2 259V264H12L11 263V261H13L14 263L13 264H29V261L28 260H26V259H29L31 256L30 255H32V257H34V256H36V254H38V253H40V251H38L37 249L34 251V249L33 248H30V250L29 249H20L21 251H19L18 249H17V252L15 251H9V250H7V249H5V252H6V254H5V252H4V249L2 248ZM29 247V246H28ZM101 247V248H100ZM111 247L113 248V249H111ZM139 249H138V248ZM78 248V247H77ZM103 248V249H102ZM124 248H126V249H124ZM151 250H150V249ZM153 248V249H152ZM171 248H173V249H171ZM196 248H198V249H196ZM59 249V252H58V250H57V256H59V258H63L64 257V253L62 252L63 251V249H62V247L61 248H58ZM61 249V250H60ZM100 249V250H99ZM124 249V250H123ZM142 249H143V251H142ZM156 251H155V250ZM208 249V250H207ZM16 250V249H15ZM75 250V249H74ZM129 250V251H128ZM145 250V251H144ZM204 250V251H203ZM8 251L10 252V253H8ZM33 251V252H32ZM36 251H38V253H36ZM44 251H45V248H44ZM97 251V252H96ZM101 251V252H100ZM104 251V252H103ZM119 251V252H118ZM140 251H141V254H140ZM197 251V252H196ZM3 252H4V254L5 255H7L6 257L5 256H3L4 254H3ZM12 252V253H11ZM142 252H143V254H142ZM149 252H151V253H149ZM8 253V254H7ZM32 253V254H31ZM46 253V251L43 253H40V254H38V258L37 259H35L34 260V263L35 264H41V262H42V264L45 262V258H46V256H45V258H42V256H44V255H46L45 254ZM106 253V254H105ZM110 253V254H109ZM120 253V254H119ZM138 253V254H137ZM198 253V254H197ZM79 254L81 255V253H79L78 251L75 253V252H73V261H72V263L73 264H75L74 262L78 259V257H79ZM97 254V255H96ZM119 254V255H118ZM128 254V255H127ZM150 254V255H149ZM157 254V255H156ZM160 254H162V255H160ZM213 254V255H212ZM11 255V256H10ZM41 255V256H40ZM77 255V256H76ZM108 255L110 256V257H108ZM117 255V256H116ZM138 255V256H137ZM145 255H147V257L145 256ZM199 255V256H198ZM201 255V256H200ZM221 255V256H220ZM223 255V256H222ZM135 256V259L134 258H132V257H134ZM137 256V257H136ZM143 256L145 257V258H143ZM148 256H150V257H148ZM154 256V257H153ZM208 256V257H207ZM11 257V258H10ZM26 257H28V258H26ZM88 257V258H89ZM111 258V259H110ZM140 260H138V259ZM164 258V259H163ZM203 258V259H202ZM207 258V259H206ZM215 258V259H214ZM259 258V259H258ZM31 259V258H30ZM33 259V258H32ZM156 259V260H155ZM25 260H26V262H25ZM163 260V261H162ZM164 260H166V261H164ZM36 261H38V262H36ZM109 261V262H108ZM168 261V262H167ZM181 261V262H180ZM255 261V262H254ZM17 262V263H16ZM133 262V263H132ZM145 262V263H144ZM165 262V263H164Z\"/></svg>",
	"mask_w": 264,
	"mask_h": 264
},
{
	"label": "water",
	"instance_id": "95a60500",
	"mask_svg": "<svg viewBox=\"0 0 264 264\" xmlns=\"http://www.w3.org/2000/svg\"><path fill=\"white\" fill-rule=\"evenodd\" d=\"M0 14H4L6 17H10L11 16L9 13L3 12L2 9H0Z\"/></svg>",
	"mask_w": 264,
	"mask_h": 264
}]
</instances>
